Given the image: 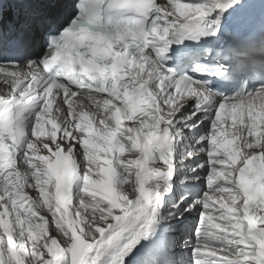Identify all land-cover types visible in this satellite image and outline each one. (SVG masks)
Wrapping results in <instances>:
<instances>
[{
	"label": "snow or ice",
	"instance_id": "6c2138e0",
	"mask_svg": "<svg viewBox=\"0 0 264 264\" xmlns=\"http://www.w3.org/2000/svg\"><path fill=\"white\" fill-rule=\"evenodd\" d=\"M134 2L113 10L114 0H77L61 24L36 0H14L7 20L0 10V264H264V39L209 48L214 62L177 75L168 61L187 53L171 46L217 37L224 12L243 0ZM37 29H47V43L28 58ZM213 78L235 90L225 95ZM178 170L181 185L206 177L208 190L167 204ZM73 198L76 216L79 206L93 213L80 234L63 232L60 248L42 237L49 221L39 214L62 230ZM185 212L196 213L190 262L172 231Z\"/></svg>",
	"mask_w": 264,
	"mask_h": 264
},
{
	"label": "bare ground",
	"instance_id": "6f19581e",
	"mask_svg": "<svg viewBox=\"0 0 264 264\" xmlns=\"http://www.w3.org/2000/svg\"><path fill=\"white\" fill-rule=\"evenodd\" d=\"M56 1H58V0H56ZM69 102L73 104V108L76 109V111L78 112L79 109L77 107V105H78L77 98H75L73 100H70ZM85 103H87V101H85ZM55 107H56V105L54 104L53 105V115H55ZM64 107L66 108L67 105H64ZM188 108H189V110H191V105H189ZM85 110H87V109H85ZM199 115L203 116L205 114L204 113H200ZM124 123H126V122H124ZM207 123H208V121H205L204 122V125L205 126L204 125L203 126L206 127ZM94 126H98V125H96V123L94 122ZM225 127H227V125H225ZM50 129H51V125L50 124H46L45 125V131L48 132V131H50ZM59 135H60V132L58 131L57 136L59 137ZM41 139H46V137H41ZM180 143L183 144L184 141H181ZM236 143L238 144L239 141H237ZM233 146H235V145H233ZM40 154H47V151L45 150L44 152L37 153V155H40ZM127 154L128 153L125 152V155H127ZM179 154L180 153H179V148H178L177 149V160L179 159ZM30 155H31V153H30ZM33 159H34V163H40V161L36 160L35 158H33ZM187 163L188 164H191V165H194L195 163H197V158H193L192 160L188 161ZM237 163L239 164V160L237 161ZM225 167H227V166H225ZM184 174L185 173H184L183 170H178L177 189H176V192H171V197H169V199L165 200L167 202V204L174 203V200L175 199H178V201H179L180 198H181V196L182 195H185L186 193H190L187 196L188 201H191L195 197L194 194H195L196 191H193V190L197 187V184L199 185V183L203 179L199 180L198 182H194L192 180H189L186 184L181 185V183H179V181H180V179L182 178V176ZM30 182L32 184H35L36 183L35 180H32ZM225 186H228V185L226 184ZM49 187H50V191H53V200H54V190L51 188V186H49ZM128 187H129V185H125V188H128ZM27 191L29 192L30 195H33V196H36V195L39 194L38 188L35 189V190H33L31 188H27ZM215 196H219V193H216ZM85 197H86V199H89L88 194H85ZM41 199H42V197H41ZM97 199L98 200H101L102 198L101 197H97ZM103 203H106V202H103ZM77 204H78V202L75 200V198H73L72 204L68 206L69 207L68 215L65 218V220L62 222L63 223V226L65 227L64 229H67V231L69 230V233L70 234H71V231L73 229H75L77 231V234H80V229L81 228H84V226H82V223L83 222H86L85 221V213H87L89 216H91V214L93 213V209L91 207L84 208V206H79V210L81 212V215L80 216H76L75 211H76V208H77ZM217 209H219V202H217L215 200V198H214L213 201H212V203H211V211H212V215L214 217H216L218 215ZM181 210H182V208H181ZM40 214L41 215H46V217H47V219L49 221V223L45 225V231L42 234V237L43 236L51 235V236H53V237H55L57 239V243H58V245H59L60 248H65L67 246L65 244V241H67L69 239V237L67 238V237H65L63 235V232L65 230H63V229L62 230L61 229H57V227L55 225V221H53L52 218H51V213H47V210L46 209H45V212L40 213ZM189 214H193V213L185 212L184 213V216H183V219L173 220L172 226H175V225H183L184 221H186L188 219ZM60 215H61V213H57L56 214V218H57V216L60 217ZM7 219H9V221L11 222L12 221V216L10 215L9 217H7ZM69 220L73 222L72 223V228H69L68 227ZM214 223H215V221H214ZM257 226L258 227L261 226L259 224V222L257 223ZM16 231H17L16 230V226H14V228H13L14 244L16 243V241H15ZM0 234H3V229L2 228H0ZM3 236H4V241H5V244H6L7 235L6 234H3ZM41 242H42V238H41ZM178 243H179V241H178ZM49 244H50V241H49ZM190 245H191V242L190 241H188L187 244L185 242L179 243V247L182 250H185L182 253L184 254L185 258L189 260V262H190V259H189V253L187 252V249H188V247ZM30 248H31V242L29 241L28 244L26 245V249H30ZM44 252H45V256L42 257V258H49L51 256V254L47 253V249H44ZM68 255H70V254H68ZM24 260H25V264H27V257H25ZM125 264H127V258L125 260Z\"/></svg>",
	"mask_w": 264,
	"mask_h": 264
},
{
	"label": "rangeland",
	"instance_id": "374dc122",
	"mask_svg": "<svg viewBox=\"0 0 264 264\" xmlns=\"http://www.w3.org/2000/svg\"><path fill=\"white\" fill-rule=\"evenodd\" d=\"M205 126V125H204ZM199 192L198 191H196L195 192V194H194V196L196 197V196H199L203 191H207L208 189H207V184H206V177H205V181L204 180H202L200 183H199ZM196 189V188H195ZM176 201H178V199H175L174 200V203L176 202ZM212 203V201L210 202V204ZM218 215H219V213H218ZM217 215V216H218ZM195 217H196V213L194 214H189V216H188V219L186 220V221H184V223H183V225H175V226H172V231H173V233H174V235H176L177 236V238H178V241H179V243H181V242H185V241H190V242H192L194 239H195V236H194V232H193V228L195 227ZM57 219H59V216H57ZM82 223V222H81ZM85 223L86 222H83L82 223V226H85ZM206 223H207V221H206ZM215 223H221L220 222V220H218V219H216L215 220ZM65 224V223H64ZM65 227L63 226V230H66L67 231V229H64ZM216 231H219V229H216ZM229 232H230V234H231V230H229ZM68 233H69V230H68ZM187 233H189L190 234V236L191 237H189V236H186V234ZM71 236V234L69 233V237ZM185 236H186V238H187V240H185L186 238H185ZM68 238V237H67ZM189 238V239H188ZM191 246L192 245H190L189 247H188V249H187V252L189 253V259H190V261H191V255H192V253H191ZM179 250L181 251L182 249L179 247ZM185 250H182L181 252H184ZM210 251V249H205L204 250V253L205 254H207L208 252Z\"/></svg>",
	"mask_w": 264,
	"mask_h": 264
}]
</instances>
